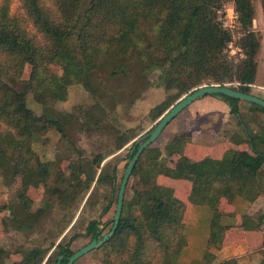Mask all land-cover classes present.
Listing matches in <instances>:
<instances>
[{"label": "trees", "instance_id": "obj_1", "mask_svg": "<svg viewBox=\"0 0 264 264\" xmlns=\"http://www.w3.org/2000/svg\"><path fill=\"white\" fill-rule=\"evenodd\" d=\"M17 1L22 18L12 14L14 0L0 1V214L5 232L10 227L19 232L37 230L55 202L69 209L94 185L111 188L101 216L111 211L113 202L117 206L118 167L115 160H107L128 145L134 147L136 133L125 131L117 138L115 152L91 161L78 152L80 159L64 169L63 159L44 161L34 147L47 142L52 132L67 141L74 123L81 132L102 130L106 107L112 113L119 106L128 111L153 86L150 76L157 72L156 86L168 96L149 113L156 125L200 87H229L251 95L257 83L264 35L253 30L254 0ZM233 1L239 15L234 34L222 27L217 15L224 2ZM231 42L242 49L244 59L230 58ZM108 82H124L130 92L114 91L104 85ZM73 86L83 88L94 100L82 116L57 109L68 101ZM224 101L247 134V140L236 144H248L250 149L195 161L185 155L194 142L193 133L174 136L164 147L147 148L129 180L116 233L93 251L101 254V264H264V240L260 251L243 258L221 261L215 254L223 249L227 234H264V212L248 214L264 192V109L249 103L246 113L241 106L247 102ZM161 177L189 181L187 202L161 183ZM3 188L15 189L8 203L2 201ZM31 188L43 189L39 205L29 196ZM115 190L118 194L113 195ZM188 205L201 214L197 229L206 242L186 255L191 243ZM224 219L239 223L227 224ZM100 225L93 220L87 226L89 243L102 236ZM64 231L45 248L21 252L22 258L12 264H58L61 256L62 264H67L76 252L72 246L79 234H67L58 242ZM12 254L0 249V264Z\"/></svg>", "mask_w": 264, "mask_h": 264}, {"label": "rangeland", "instance_id": "obj_2", "mask_svg": "<svg viewBox=\"0 0 264 264\" xmlns=\"http://www.w3.org/2000/svg\"><path fill=\"white\" fill-rule=\"evenodd\" d=\"M1 1V0H0ZM256 6V19L253 24V30L256 32H260L264 35V13L263 6L261 0H254ZM12 14L16 17L22 18V10L20 8V4L17 0H14L11 6ZM259 81L257 84L264 86V42L261 49V53L259 55ZM53 69L59 73L58 67H53ZM30 73V68L28 67L26 70V75ZM159 73H153L150 76L151 81L153 82V86L150 87L141 98L136 102V104L130 108L128 111H124L123 106H119L115 113H112L107 107L106 110L108 112L107 117H104L102 120L101 126L102 130L93 131L92 133L81 132L78 129L80 126L78 123L73 124V129H68V139L67 141L61 139V135L57 132H52L48 135L47 142H38L35 144L36 152L41 156L44 161L48 160H58L63 159V168L66 169L67 165L70 162L76 161L80 159V155L78 152H81L83 159H87L91 161L96 155H109L116 150L117 138L122 135L127 130H133L136 133L137 138L135 142L148 134L155 126L156 123L152 121L149 117V113L152 108L156 105L163 102L168 94L163 88L156 86L157 78ZM101 81L106 82L105 77H101ZM108 88H111L114 91H120L123 95H126L130 92V89H126L127 85L124 82H108ZM129 86V85H128ZM71 95L67 102L61 103L57 105V109L59 111H65L68 113H74L78 116H82V114L90 108L94 104V100L92 97L81 87L73 86L70 88ZM185 97V96H184ZM183 97V98H184ZM212 96H208V101H212L209 98ZM204 102H195L193 106L198 108H202L205 104ZM198 105V106H197ZM244 109L250 108L249 103H243ZM189 108V107H188ZM187 108V109H188ZM187 109H185L187 111ZM184 110V111H185ZM183 111V112H184ZM181 113L162 133L159 139L154 143L157 147H164L166 143H168L174 136L182 135L185 133L192 132L194 134V142L189 145L185 151V155L191 157L193 160H201L207 156L218 157L216 151H211L212 144L220 143L221 136H224L225 131L223 130V124L220 122L215 124V121H210L213 127V133H216L215 137H210L211 142L207 144L208 140L205 141L202 139V135L197 133L199 130L198 122L195 121L193 125H190V121H185L186 112ZM253 115L251 118L258 119V116ZM260 118V117H259ZM80 123L85 120L80 119ZM264 122V118H261V123ZM209 123V124H210ZM189 124V125H188ZM231 125L238 124V120L233 117L230 121ZM256 129V127L254 128ZM212 145V146H210ZM244 149H250L248 144L243 146ZM133 146L128 145L122 151L118 152L114 156H111L107 161L115 160L117 164V173H116V189L121 186L122 179L124 177L125 171L129 162L131 160V151ZM133 183V179L131 180V184ZM188 187H191L189 181H182ZM130 184V185H131ZM165 185L177 188L179 195H185V188L177 185V180L168 179ZM15 189L8 190L7 188H3V202L8 203L12 200L13 193ZM117 190L113 193V195L118 194ZM111 195V188L107 185L98 186L95 185L92 189L87 193L83 194L79 197V201L71 206L69 209H62L58 202L54 203V208L51 211L50 215L46 217V219L40 224V227L37 230L27 231V232H19L10 227L8 231L5 232L4 227L1 223V217L3 215L0 214V249H4L9 251L12 254V257L6 261V264H12L14 261L22 258L21 252H27L37 247H47L51 242L56 240L58 236L64 231V234L58 239L60 242L67 234L72 236L74 234H79L78 239L74 242L72 249L77 251L87 244H89L90 239L85 236L86 228L89 223L93 220L98 221L100 225V231L102 236L108 234L110 229L112 228L113 218L115 216L116 211V203H112L111 211L104 215L102 212L104 208L109 204ZM29 196L36 201V205H39L40 201L43 197V189L42 188H31L29 191ZM117 199V197L115 196ZM258 214V213H256ZM74 216L73 223L69 225V222ZM201 214L198 212L189 220L190 224H188V233L191 235V243L187 254H194V252L198 251V246L202 245L206 241H203V236L205 235L202 231L198 232L199 222ZM77 223L75 229H72L73 225ZM230 224H238V220L224 219ZM203 224V222H201ZM253 247L257 246L256 243H252ZM262 249V247H260ZM257 249V248H256ZM255 249V250H256ZM261 249H257L260 251ZM246 251V249H245ZM257 252V251H256ZM18 253V254H16ZM184 254V257H186ZM101 254L96 252H91L90 254L84 256L75 264H101L100 263Z\"/></svg>", "mask_w": 264, "mask_h": 264}, {"label": "crops", "instance_id": "obj_3", "mask_svg": "<svg viewBox=\"0 0 264 264\" xmlns=\"http://www.w3.org/2000/svg\"><path fill=\"white\" fill-rule=\"evenodd\" d=\"M258 73H259V70H258ZM258 81H259V74L257 77V83ZM257 83L252 89V95L264 100V86L257 84ZM209 98H212V99H209V100H212L211 102L208 101L207 97L197 101V102H200V101L204 102L203 104L205 105L202 106V108H198L196 110V107L193 106L194 104H192L187 109V111L185 110L184 112L189 114L185 116L186 117L185 121L186 122L190 121L189 122L190 125H193L195 121L198 122L199 130H197L196 132L202 135L203 140L207 141L209 139L207 144L211 142L210 137L216 136V133L215 132L213 133L214 131L213 128H215L213 126L216 123L218 124L219 122L223 124V130L225 131V133H224V136L223 137L221 136L220 138L221 142L217 143L215 141V143L212 144L213 146L210 145L212 146L211 151L212 150L216 151L217 154L219 155L218 157H212V158L220 159L223 157V155L228 150L244 149L243 146H245V144L237 145L236 143L240 139H243V141L247 140V134L243 126H240L238 124L233 126L230 124V121L232 120L233 117L231 116V108L225 101L220 100L216 97H209ZM241 107L244 112L247 113L249 111V108L245 110L244 106H241ZM247 116L252 117L253 115L248 114ZM213 120L215 121V124L211 125L210 121H213ZM189 133H192V132H189ZM207 157H211V156H207ZM160 181L161 183L164 184L168 181V178L161 177ZM177 185L185 188V191H186L185 195H179L177 188L176 189L174 187L172 188L176 190L177 196L181 200L187 202L190 188L188 187L187 184L185 185L184 183H182V181H178V180H177ZM198 212H199L198 209L194 208L192 205H188L187 214H186L187 227H188V224H190L189 220L190 221L192 220L190 219V216L191 218L193 216L195 217V214ZM260 212H264V192H263V195L251 206V208L248 211V214L255 215L256 213H260ZM237 220H238L237 223H239V219ZM227 224H229L228 221H227ZM204 240L205 238L203 237V241ZM263 240H264L263 232H238L236 235L227 234L223 249L221 251L215 252V254L221 261H225L231 258H243L247 256L249 253H253L261 249L260 247L263 246ZM252 243H256L257 246L253 247Z\"/></svg>", "mask_w": 264, "mask_h": 264}, {"label": "water", "instance_id": "obj_4", "mask_svg": "<svg viewBox=\"0 0 264 264\" xmlns=\"http://www.w3.org/2000/svg\"><path fill=\"white\" fill-rule=\"evenodd\" d=\"M208 96L216 97L220 100H225L226 98H231L235 100L244 101L247 103L255 104L264 109V100L261 98H258L254 95H249L242 93L238 90L231 89L229 87H220V86H203L195 91L191 92L190 94L186 95L184 98H182L180 101H178L165 115L163 118L160 119L159 123L152 129L148 134H146L144 137L139 139L135 146L133 147L131 151L132 159L129 162V165L127 166V169L125 171L124 177L121 182L119 195H118V203L116 208V213L113 218V228L112 230L106 234L105 236H98L97 239H94L91 243L84 246L83 248L79 249L75 252V254L68 259L67 264H75L77 261H79L84 256L90 254L91 252L100 249L104 244H106L116 233L124 206V199L126 194V189L129 183V180L132 176V173L134 172V169L139 161L140 156L143 154V152L152 146L156 141L159 139V137L162 135V133L165 131V129L188 107H190L195 102L204 99ZM100 233V231H99ZM63 257L61 256L59 258L58 264H62Z\"/></svg>", "mask_w": 264, "mask_h": 264}, {"label": "built area", "instance_id": "obj_5", "mask_svg": "<svg viewBox=\"0 0 264 264\" xmlns=\"http://www.w3.org/2000/svg\"><path fill=\"white\" fill-rule=\"evenodd\" d=\"M217 15L218 21L221 23L222 27L234 34L239 21V15L236 11L235 2H224L217 11ZM227 53L235 62L245 58V54L242 49L234 42L228 44ZM235 86H238V84H235Z\"/></svg>", "mask_w": 264, "mask_h": 264}]
</instances>
